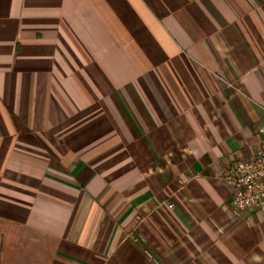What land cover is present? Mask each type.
I'll list each match as a JSON object with an SVG mask.
<instances>
[{
	"label": "crops",
	"instance_id": "0c3cea01",
	"mask_svg": "<svg viewBox=\"0 0 264 264\" xmlns=\"http://www.w3.org/2000/svg\"><path fill=\"white\" fill-rule=\"evenodd\" d=\"M263 129L264 0H0V264H264Z\"/></svg>",
	"mask_w": 264,
	"mask_h": 264
},
{
	"label": "built area",
	"instance_id": "2783aa9c",
	"mask_svg": "<svg viewBox=\"0 0 264 264\" xmlns=\"http://www.w3.org/2000/svg\"><path fill=\"white\" fill-rule=\"evenodd\" d=\"M225 179L234 189L236 209L264 213V150L255 157L236 161L225 172ZM173 207L169 204L170 209Z\"/></svg>",
	"mask_w": 264,
	"mask_h": 264
},
{
	"label": "clouds",
	"instance_id": "9594fccd",
	"mask_svg": "<svg viewBox=\"0 0 264 264\" xmlns=\"http://www.w3.org/2000/svg\"><path fill=\"white\" fill-rule=\"evenodd\" d=\"M251 259L253 264H259L261 258L257 255H253Z\"/></svg>",
	"mask_w": 264,
	"mask_h": 264
}]
</instances>
